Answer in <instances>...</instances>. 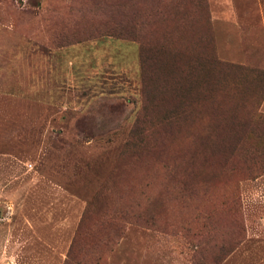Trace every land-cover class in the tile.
Masks as SVG:
<instances>
[{"label": "rangeland", "instance_id": "1", "mask_svg": "<svg viewBox=\"0 0 264 264\" xmlns=\"http://www.w3.org/2000/svg\"><path fill=\"white\" fill-rule=\"evenodd\" d=\"M263 82L264 0H0V264H264Z\"/></svg>", "mask_w": 264, "mask_h": 264}, {"label": "trees", "instance_id": "2", "mask_svg": "<svg viewBox=\"0 0 264 264\" xmlns=\"http://www.w3.org/2000/svg\"><path fill=\"white\" fill-rule=\"evenodd\" d=\"M205 2V0H199ZM119 29V28H117ZM115 30L116 33H120L121 31ZM127 30H125L126 32ZM135 32V31H134ZM124 33V32H123ZM137 33V32H136ZM142 39V38H141ZM203 65L201 63L197 64V69H203ZM211 79H206L208 81L215 80L211 84H207V94L208 98L211 99L210 102L216 104V107L219 111V116H223V114L226 113V107L223 100V91L228 89L229 81L230 79L227 78L228 74H230L227 70L234 71L236 74H245L249 71V69L245 66H239L234 64H228V63H217V65H213L211 67ZM226 73V75H225ZM196 88L199 86V84H204L203 81H197ZM257 94L261 96L264 93V82L259 84L257 86ZM250 117L252 120L256 121H263L264 118L256 111V108H251ZM225 124H221V127L223 128ZM231 130V128H230ZM223 131V130H221ZM152 218L146 217L144 213L141 211L140 207L138 205L136 206H129L126 210L118 211L114 214V216L111 218V220H108L109 225L114 229V234L117 235V237L121 236L124 231L125 223H136L138 225H142L143 223L150 222ZM70 256L74 258V254L70 253ZM76 257V256H75ZM102 260V255L94 256L93 260L89 264H100ZM82 263V261H81ZM80 264V263H78ZM84 264V263H83ZM86 264H88L86 262Z\"/></svg>", "mask_w": 264, "mask_h": 264}, {"label": "built area", "instance_id": "3", "mask_svg": "<svg viewBox=\"0 0 264 264\" xmlns=\"http://www.w3.org/2000/svg\"><path fill=\"white\" fill-rule=\"evenodd\" d=\"M6 264H9L8 262Z\"/></svg>", "mask_w": 264, "mask_h": 264}]
</instances>
